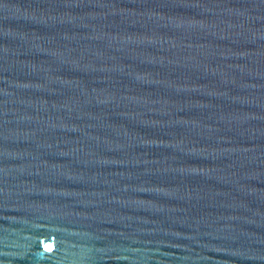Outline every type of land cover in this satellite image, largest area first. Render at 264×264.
I'll return each instance as SVG.
<instances>
[{
  "label": "water",
  "instance_id": "obj_1",
  "mask_svg": "<svg viewBox=\"0 0 264 264\" xmlns=\"http://www.w3.org/2000/svg\"><path fill=\"white\" fill-rule=\"evenodd\" d=\"M0 264H264V0H0Z\"/></svg>",
  "mask_w": 264,
  "mask_h": 264
}]
</instances>
